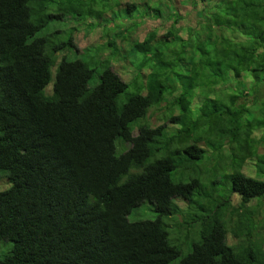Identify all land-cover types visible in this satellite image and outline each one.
I'll list each match as a JSON object with an SVG mask.
<instances>
[{
    "label": "trees",
    "instance_id": "16d2710c",
    "mask_svg": "<svg viewBox=\"0 0 264 264\" xmlns=\"http://www.w3.org/2000/svg\"><path fill=\"white\" fill-rule=\"evenodd\" d=\"M62 3L0 0V264H264V179L231 153L253 127L264 141V116L246 118L263 97L264 0H205L185 37L175 14L130 41L128 80L114 41L84 58L71 34L49 39V22L79 15ZM180 165L200 176L172 179ZM143 200L154 215L128 220Z\"/></svg>",
    "mask_w": 264,
    "mask_h": 264
},
{
    "label": "rangeland",
    "instance_id": "374dc122",
    "mask_svg": "<svg viewBox=\"0 0 264 264\" xmlns=\"http://www.w3.org/2000/svg\"><path fill=\"white\" fill-rule=\"evenodd\" d=\"M162 0H63L65 4H72L79 12V15L66 14L59 21H51L48 23L47 34L51 30H55L52 35H48L49 39L56 41L57 39H63L67 35L71 34L72 42L76 47V52L78 56L86 58L88 55H96V49L98 48V54L100 57L108 55L109 49L107 46L103 45L106 40H112L119 48L118 53H115L111 59V67L113 69L119 70V75L121 79L128 80L134 73L135 68L133 64L127 63V60L121 59L123 56V51L128 49L130 41L132 40H141L149 32L154 31L155 36L164 35L166 31L170 30V25L173 24V18L178 14V17L174 23V26L177 27L178 35L181 37L186 36V27L193 26L197 21L198 17L195 13V8H199L205 5V0H171L172 5L165 4ZM195 1V2H192ZM90 3V4H88ZM132 4L128 6V4ZM158 6L160 11L156 16L155 7ZM56 8L54 6L50 7L51 11H54ZM90 10V13H87ZM173 11V14L170 13ZM42 31H45L43 29ZM176 49V45L170 46ZM111 51V49H110ZM133 54H135L133 52ZM136 55V54H135ZM134 55H131L133 57ZM47 89L49 85L46 86ZM198 89L200 87L198 86ZM260 94H263L261 103L255 105H249L247 120L249 125H253V122L264 116V86L261 88ZM248 98V97H247ZM163 104V102L161 103ZM156 113V111H155ZM151 124L159 122L156 120L153 115L150 116ZM165 123H167L165 121ZM203 128V127H202ZM259 129L251 128L250 132L244 135V139L247 140V152L241 151L239 145L241 142H235L232 148L233 157H238L241 155L243 161L239 158L234 162L235 166L239 168L238 170L248 173L251 176L263 178L264 179V155L252 154V150L255 145L261 144L258 147L257 151L259 153L264 151V141L259 142L260 140ZM260 137V138H259ZM208 139V137L204 138ZM203 144L202 142H200ZM239 143V144H238ZM214 147V146H213ZM212 147V148H213ZM250 151V153L248 152ZM245 156V157H244ZM150 156L148 159L152 158ZM240 160V161H239ZM189 165H180L173 170H171V178L177 179L181 177L185 179L188 175H197L200 176V171L194 166ZM227 172V171H226ZM202 175V173H201ZM222 176L219 175L216 178L214 183V189L222 186L224 184ZM0 180H4L0 173ZM8 184V179L0 183V188L5 187ZM228 186V185H227ZM209 188V185H207ZM226 189L224 187V192H220L221 197H224L226 194ZM233 205H237V198L233 197ZM259 207L255 210H258L257 216L262 217L264 211V197L260 199ZM176 204L183 205L179 200L175 201ZM241 210V209H240ZM154 212L149 202L146 200L141 201L137 206L132 207L127 213L126 217L128 220L144 217H152ZM163 225L170 229V225L167 223V217H162ZM176 225V230L181 232L185 231V225ZM264 232V229H262ZM228 232V231H227ZM176 234V232H174ZM185 233L177 234V239L179 238L178 243L182 246L181 250L185 251L190 245L191 238ZM169 238V237H168ZM172 239V238H171ZM170 240V239H169ZM172 241H176L173 239ZM184 243H183V242ZM264 251V242L262 246Z\"/></svg>",
    "mask_w": 264,
    "mask_h": 264
},
{
    "label": "clouds",
    "instance_id": "9594fccd",
    "mask_svg": "<svg viewBox=\"0 0 264 264\" xmlns=\"http://www.w3.org/2000/svg\"><path fill=\"white\" fill-rule=\"evenodd\" d=\"M131 4V3H130ZM132 6V5H131Z\"/></svg>",
    "mask_w": 264,
    "mask_h": 264
}]
</instances>
